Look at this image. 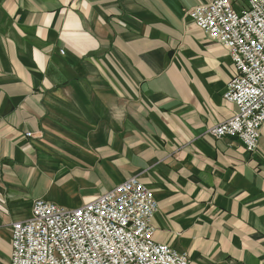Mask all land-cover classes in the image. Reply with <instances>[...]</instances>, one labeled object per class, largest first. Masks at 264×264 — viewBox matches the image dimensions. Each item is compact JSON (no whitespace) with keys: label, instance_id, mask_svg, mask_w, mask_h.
I'll return each mask as SVG.
<instances>
[{"label":"crops","instance_id":"1","mask_svg":"<svg viewBox=\"0 0 264 264\" xmlns=\"http://www.w3.org/2000/svg\"><path fill=\"white\" fill-rule=\"evenodd\" d=\"M208 1L0 0V264L33 200L129 177L189 264H264V124L255 153L207 132L236 110L226 49L185 14Z\"/></svg>","mask_w":264,"mask_h":264},{"label":"built area","instance_id":"2","mask_svg":"<svg viewBox=\"0 0 264 264\" xmlns=\"http://www.w3.org/2000/svg\"><path fill=\"white\" fill-rule=\"evenodd\" d=\"M210 0L185 11L207 39L222 45L234 72L224 101L236 110L211 126L214 139H238L257 152L264 124V0ZM158 203L150 188L129 177L77 207L33 200L28 219L11 226L9 264H189L153 238Z\"/></svg>","mask_w":264,"mask_h":264},{"label":"rangeland","instance_id":"3","mask_svg":"<svg viewBox=\"0 0 264 264\" xmlns=\"http://www.w3.org/2000/svg\"><path fill=\"white\" fill-rule=\"evenodd\" d=\"M66 205H67L68 208H71V207H69V206H71V205H68V204H66ZM62 206H63V205H62ZM65 207H66V206H65Z\"/></svg>","mask_w":264,"mask_h":264}]
</instances>
